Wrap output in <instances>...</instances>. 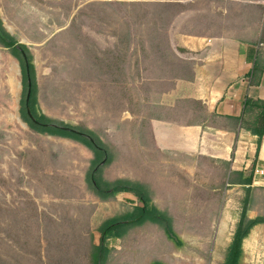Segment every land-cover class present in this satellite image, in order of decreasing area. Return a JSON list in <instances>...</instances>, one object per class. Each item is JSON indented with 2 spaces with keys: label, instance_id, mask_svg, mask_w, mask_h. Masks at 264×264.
<instances>
[{
  "label": "rangeland",
  "instance_id": "obj_1",
  "mask_svg": "<svg viewBox=\"0 0 264 264\" xmlns=\"http://www.w3.org/2000/svg\"><path fill=\"white\" fill-rule=\"evenodd\" d=\"M208 1L213 0H174L172 18L161 23L155 2L164 0H0L4 28L32 55L38 111L93 133L106 153L100 158L95 147L42 133L24 120L29 88L22 62L0 42V264H92L98 227L132 213L130 201L141 206L129 193L102 200L96 181L143 185L150 205L164 215L160 228L172 226L186 241L197 243L196 237L210 232L186 222L202 216L198 206L217 199L199 192L218 183L216 167L208 163L194 178L179 171L176 161L182 158L151 147V132L139 113L140 103L147 105L143 100L161 90L157 80L170 75L158 66L165 61L155 48L168 52L164 43L154 42L163 39L155 33L167 34L172 49L171 31L202 32L215 5ZM231 1L240 16H233L238 24L226 21V28L245 31L252 18H260L264 40V0L262 7H251L254 0ZM138 231L123 247L126 253H137L142 245Z\"/></svg>",
  "mask_w": 264,
  "mask_h": 264
},
{
  "label": "crops",
  "instance_id": "obj_2",
  "mask_svg": "<svg viewBox=\"0 0 264 264\" xmlns=\"http://www.w3.org/2000/svg\"><path fill=\"white\" fill-rule=\"evenodd\" d=\"M229 1H208L215 2L206 14L213 21L202 32L176 35L171 31L172 49L180 60L158 65L170 70V75L157 80L156 87L161 90L152 99L143 100L147 105L140 103L139 111L140 120L151 132V147L181 157L176 161L179 171L194 178L208 163L216 167L218 183L199 192L217 199L198 206L202 216L186 222L188 227L210 232L196 237L197 243L178 236L172 226L165 225L166 230H162L154 221L121 230V235L114 232L104 241L99 232L95 246L103 244L107 250L104 264H227L245 212L249 220L263 221L244 239L238 264H264V140L259 151V137L242 123L247 99L264 101V73L255 72L257 64L264 68L260 48L264 40L258 26L260 18H252L245 31L231 24L226 28V21L237 23L233 17L236 5ZM261 2L248 3L262 7ZM226 3L230 5L224 6ZM129 204L134 209L139 206L135 201ZM152 207L159 210L148 205ZM208 212H212L211 217L204 216ZM137 229L143 235V246L138 245L137 253H126L123 247ZM114 249L122 250L120 257L114 255Z\"/></svg>",
  "mask_w": 264,
  "mask_h": 264
},
{
  "label": "trees",
  "instance_id": "obj_3",
  "mask_svg": "<svg viewBox=\"0 0 264 264\" xmlns=\"http://www.w3.org/2000/svg\"><path fill=\"white\" fill-rule=\"evenodd\" d=\"M174 0H164V2H155V4L160 9V22L164 21L169 17L172 18L171 14H168L170 8L174 7ZM181 3H177V6ZM176 6V5H175ZM169 15V16H168ZM171 22V19H169ZM170 26V23H169ZM155 38L160 36L163 39L159 42L154 41L156 44H165L166 51L168 55H163L162 48H155L158 54L161 56L162 61L175 60L177 57L173 54L171 45L169 42V37L167 34L155 33ZM156 40V39H155ZM0 42L2 45L8 49H11V53L19 61L22 62V71L24 72V86L29 88V78L32 80V94L29 102L26 100L22 102L24 105L23 108V118L24 120L31 125L37 131L42 133H47L50 136L60 137L65 139L76 140L82 142L86 146L95 147L98 149L99 157L101 158L103 154H106L102 148H98L93 141V133L82 131L76 127H69L63 123L55 122L49 119L47 116L41 114L38 111V98H37V80L35 67L32 62V55L27 46L19 44L15 37H13L3 26V22L0 19ZM164 56L166 58L164 59ZM163 58V59H162ZM264 73V68L260 65L255 67V72ZM28 110H31L36 121H33L29 115ZM245 116V117H244ZM244 116L242 119L243 126L249 130L253 135L259 137V151L264 140V101L263 100H253L247 99L246 106L244 110ZM246 117L247 120L246 121ZM252 182V180L250 181ZM96 187L99 191V197L107 201L113 197H116L120 193H130L134 195L139 202L142 204L140 207H136L132 213H127L118 219L106 220L102 226L99 228L101 233V240L104 241L105 238L113 234L114 232L121 235V230L143 224L146 221H154L157 223H162L164 215L157 210L156 208H148L150 204V198L148 196L147 190L143 185L139 183H134L128 180H117L113 184L110 183H100L96 181ZM262 219L256 221H251L247 218L246 212L243 214L240 226L237 230L231 251L227 260V264H238L241 254L243 241L249 234L250 230L260 222ZM107 250L104 245L95 246L92 244V252L90 253L91 263L92 264H104L106 258Z\"/></svg>",
  "mask_w": 264,
  "mask_h": 264
},
{
  "label": "water",
  "instance_id": "obj_4",
  "mask_svg": "<svg viewBox=\"0 0 264 264\" xmlns=\"http://www.w3.org/2000/svg\"><path fill=\"white\" fill-rule=\"evenodd\" d=\"M31 94H32V80L29 78V91H28V96H27V102H29ZM28 115L33 121H36L31 110H28ZM104 163H105V161H103V164Z\"/></svg>",
  "mask_w": 264,
  "mask_h": 264
}]
</instances>
